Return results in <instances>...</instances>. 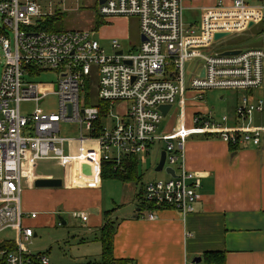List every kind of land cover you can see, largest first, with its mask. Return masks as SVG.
<instances>
[{"label": "built area", "instance_id": "2783aa9c", "mask_svg": "<svg viewBox=\"0 0 264 264\" xmlns=\"http://www.w3.org/2000/svg\"><path fill=\"white\" fill-rule=\"evenodd\" d=\"M43 1L0 0V233L10 229L16 235L0 239V264H50L46 254L27 247L35 236L27 222L37 212H26L22 205L23 174L31 182L38 160H55L69 174L82 177L84 166L95 174L103 161L121 165L124 157L139 156L163 140L164 168H172L175 175L145 185L143 200L155 210L173 208L186 215L195 210L202 185L200 174L185 167L187 133L219 138L233 149L260 145L264 136V42L247 49L218 45L263 23L264 5L219 1L203 8L200 22L186 23V0H96L104 18L136 17L140 37H145L128 51L113 38V52L107 53L90 30L39 28L56 9L54 0ZM221 32L229 36L215 40ZM236 49L238 54H224ZM194 60L187 81L185 65ZM47 70L58 74L52 91L58 97L56 112L40 110L48 93L36 79ZM93 73L97 97L107 106L104 112L83 96L85 81ZM212 90L238 95L232 114L217 118L212 110H196L191 129L182 126L176 135L158 133L168 114L161 106L172 108L177 100L184 105L188 94L203 102ZM30 101L36 108L24 114L21 104ZM62 123L76 124L80 134L65 136ZM146 215L155 218L150 209ZM72 216L88 220L83 211Z\"/></svg>", "mask_w": 264, "mask_h": 264}, {"label": "crops", "instance_id": "0c3cea01", "mask_svg": "<svg viewBox=\"0 0 264 264\" xmlns=\"http://www.w3.org/2000/svg\"><path fill=\"white\" fill-rule=\"evenodd\" d=\"M55 1L54 15L62 19L64 9L61 8V0H57L58 3ZM209 6L204 5L201 11ZM98 15V23L104 22L103 24L106 25L102 27L110 30L106 33L110 38L109 44L113 38L119 40L127 38L129 30L119 25L117 27L116 22H123L128 17L104 18L99 13ZM55 29L66 28L58 29L55 26ZM138 44L139 42L133 43L131 47L127 49L122 47V49L128 51ZM188 102L190 101H186L183 105L178 100V110L181 112L178 122L168 128H162L161 123L159 134L176 135L182 126L191 129L192 126L187 127L186 123L193 125L195 111L209 110L206 106L204 109L200 108L203 103L195 101L192 104L199 106L198 109L192 108L191 112H186ZM171 109L165 117L170 115ZM202 135L189 131L184 142L185 167L187 170L199 173L202 179L201 198L196 203L193 212L183 215L173 208L156 210L150 207L141 208L140 199L143 198L145 183L139 175V166L143 163L142 156L150 154L156 141L147 152L139 156L124 157L121 162L124 169L126 161L136 160L138 178L134 181H122L127 184L131 182L141 184L140 187L134 189L129 186L131 187L129 188V199H134L133 202L136 203L134 208H127L123 213L104 205L101 193L104 180L102 177L103 162L97 173L91 175L89 167L84 166L85 176L82 177L69 174L68 169L62 166L65 171L62 178L63 186L52 187L62 188L60 192L63 197L52 207L53 221L56 218L55 213L60 209L65 210L63 204L65 194L70 191H79L95 197L93 206L97 212L88 215L86 221L79 220L88 226L90 232L96 234V240L106 220L105 212L111 211L110 217L117 224L113 243V257L116 259L127 260L129 264H264V144L233 149L221 139ZM159 142H163V146L155 149L161 157L162 151L165 150V141ZM160 157L156 162V167ZM34 170L33 166L32 173ZM167 174L169 177L170 173L167 172ZM50 177L54 176L35 175L31 185L35 186L34 181L37 178ZM88 178L93 180V184L86 182ZM148 209L152 210L155 218L147 217ZM47 218L46 216L40 217L37 213V217L30 220L36 219L44 223ZM59 222L63 224L60 219ZM211 252L225 253L224 262L210 261L208 258ZM198 258L201 260L198 261ZM101 261L102 257L99 261H88L83 264H100Z\"/></svg>", "mask_w": 264, "mask_h": 264}, {"label": "rangeland", "instance_id": "374dc122", "mask_svg": "<svg viewBox=\"0 0 264 264\" xmlns=\"http://www.w3.org/2000/svg\"><path fill=\"white\" fill-rule=\"evenodd\" d=\"M219 1L228 4L231 0H186L184 1V20L186 23L200 22L201 20V7L204 5H215ZM46 4V0L43 1ZM55 3H58L56 0ZM250 3L255 5H264V0H252ZM63 11V18L56 22V27L66 29H85L90 30L96 40L106 49L107 53H112L113 49L110 47V38L107 32L110 30L103 28L104 22L98 23V3L96 0H65L64 5L61 3ZM250 14V13H249ZM235 18V17H234ZM116 25L129 30L126 39L120 38V43L123 49L131 47L133 43L140 42V28L138 19L134 16L126 18V20L117 21ZM12 34V31H10ZM264 42V22L260 25L253 27L251 30L236 35L229 36L221 41L218 45L220 49L241 48L247 49L262 45ZM4 64V57L0 50V72ZM196 61H188L185 65V78L188 81L192 71L194 70ZM56 70H47L38 76L36 81L40 83L41 90L48 93L43 103L40 104V110L47 112H56L58 108V97L52 92L55 89L57 80ZM98 78L93 73L86 79L84 84L83 96L87 98L92 104L98 99ZM192 94H188L187 110L191 112L194 108L198 109L199 106L192 102ZM225 95V96H224ZM223 96V97H222ZM238 95L234 91H208L203 100L205 106L212 110L215 117L219 118L223 114H232L236 104ZM36 108L35 102H23L21 110L24 114L33 111ZM119 111H122L119 109ZM116 113L117 110L115 109ZM178 110V100L173 104L168 117L162 120V128H168L170 125L178 122L180 115ZM260 123V122H259ZM187 127L193 126L191 123H186ZM62 130L65 136L76 137L80 134L78 126L72 123H62ZM202 135V134H201ZM203 136V135H202ZM209 138H216L210 137ZM219 139V138H217ZM163 142L157 141L148 156H142L143 163L139 166V175L142 177V182L145 185L156 180L166 179L168 174L165 169L161 171L156 170V162L159 160L160 155L156 153L157 149L163 146ZM264 144V136L262 143ZM35 175H53L55 178H63L65 171L55 160L43 159L34 162ZM103 188L101 190L104 205L110 209H116L125 212L127 208H134V199L130 200L129 188L140 187V183L131 182L124 183L119 179L106 176L103 178ZM32 182L29 181V176L25 172L23 174V193L22 205L24 211H35L38 215L46 216L47 221L40 223L38 220H28L29 225L33 226L36 236L27 243V247L35 254L43 253L49 257L50 264H83L88 261H99L101 259L102 247L99 240H96V234L90 232L88 226L81 222L79 219L72 217L73 212L85 211L88 215L97 212L93 206L95 203L94 195H87L79 191L69 192L65 194L63 202L65 210H59L55 213L56 218L53 221L52 215L54 214L52 207L59 202L62 197L60 190L62 188L52 187H32ZM131 186V187H129ZM130 203V204H129ZM61 216L66 220V223L61 224L59 217ZM15 232L8 229L0 233V239L9 237L15 238Z\"/></svg>", "mask_w": 264, "mask_h": 264}, {"label": "trees", "instance_id": "16d2710c", "mask_svg": "<svg viewBox=\"0 0 264 264\" xmlns=\"http://www.w3.org/2000/svg\"><path fill=\"white\" fill-rule=\"evenodd\" d=\"M60 18V16L56 17L55 15L47 17L43 24L39 26V28L47 30H57L55 29V22ZM87 102L89 104H92L88 99ZM95 103L98 106H101L103 112L106 110L107 106L102 101L97 100ZM106 176L117 178L124 182L136 180L138 178L136 160L133 159L126 161V163H124V169L121 165H116L114 161H103L102 177L104 178ZM140 201V206L142 209L149 207L155 208L153 205L146 203L143 198L140 199ZM110 215L111 211L105 212L106 220L100 230V236L98 237V240L100 241L102 247V261L100 262V264H129L127 260L116 259L113 257V243L117 231V224L114 220L111 219ZM208 259L210 261L223 263L225 260V253L211 252L209 253Z\"/></svg>", "mask_w": 264, "mask_h": 264}, {"label": "water", "instance_id": "95a60500", "mask_svg": "<svg viewBox=\"0 0 264 264\" xmlns=\"http://www.w3.org/2000/svg\"><path fill=\"white\" fill-rule=\"evenodd\" d=\"M253 26V23H250V27ZM229 36V33H216L215 34V40H220L222 38H225ZM141 40H145V37L142 36ZM240 52L239 49L236 50H227L224 52V54L226 55H234V54H238ZM119 54L122 53V51L118 52ZM130 63V62H128ZM171 108V105H163L160 107V109L162 110L163 114L166 115L169 111V109ZM165 159H166V151L163 150L161 153V157H160V161L158 163V166L156 167L157 171H161L164 169V164H165ZM167 172L171 173L173 176L175 175V172L172 168L170 167H166L165 168ZM34 185L36 187H62L63 186V179L62 178H55V177H50V178H37L34 181ZM60 221L64 224L66 223V221L62 218L59 217ZM201 260L200 258H198V261ZM196 261V260H195Z\"/></svg>", "mask_w": 264, "mask_h": 264}]
</instances>
